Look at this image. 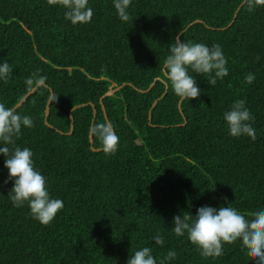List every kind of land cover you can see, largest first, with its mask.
<instances>
[{
    "label": "trees",
    "instance_id": "trees-1",
    "mask_svg": "<svg viewBox=\"0 0 264 264\" xmlns=\"http://www.w3.org/2000/svg\"><path fill=\"white\" fill-rule=\"evenodd\" d=\"M87 3L92 17L73 24L63 0H0V59L13 68L0 81V103L13 108L31 90L27 77H47L16 109L34 126L8 147L33 151L51 196L64 204L48 225L26 204L14 207L0 155V264H126L144 246L157 264L169 250L177 253L169 264H256L239 240L225 243L222 256L204 258L187 234L174 233L173 217L203 205H229L246 216L264 207V3L131 0L127 21L113 0ZM181 32L186 42L220 44L229 73L215 85L196 75L201 94L179 110L163 61ZM157 78L147 93L125 86L103 99L119 143L112 153L92 152L91 126L105 123L100 97L123 83L144 91ZM50 90L57 97L47 118L53 128L44 123ZM238 99L255 118V139L228 134L223 113ZM89 103L95 117L89 105L71 112ZM92 146L103 149L93 132ZM157 234L163 245L155 244Z\"/></svg>",
    "mask_w": 264,
    "mask_h": 264
},
{
    "label": "clouds",
    "instance_id": "clouds-1",
    "mask_svg": "<svg viewBox=\"0 0 264 264\" xmlns=\"http://www.w3.org/2000/svg\"><path fill=\"white\" fill-rule=\"evenodd\" d=\"M65 17L73 24L90 19L93 9L87 0H63ZM264 3V0H260ZM131 0H113V7L122 21L130 18ZM227 58L218 43L211 46L201 42H186L177 36L171 44L169 54L163 61V73L173 93L180 100H192L201 94L196 75L207 78L210 85L228 75ZM13 68L7 60L0 59V81L7 83ZM255 74L245 76V82L251 84ZM47 77L33 73L25 79L27 88L46 86ZM52 95L49 102L56 101ZM228 134L232 137L247 136L256 138L253 127L254 116L246 106L244 99H238L223 113ZM34 121L30 115H22L12 107L0 103V155L4 156V167L8 170L5 183L12 182L7 197L14 207L29 208L30 216L43 225H48L64 207L63 201L53 198L47 188V177L36 169L33 151L28 147L14 146L24 128H32ZM97 135L106 153L116 151L119 137L110 123H101L91 129ZM227 198H225L226 200ZM173 230L177 236L187 234L188 240L198 249L204 258H218L224 254V244L239 240L256 264H264V207H257L250 216L242 214L231 206L214 207L203 205L195 215H176L173 217ZM157 245L165 243L164 236L157 234ZM177 253L169 250L159 264H169ZM126 264H157L151 247H141L132 252Z\"/></svg>",
    "mask_w": 264,
    "mask_h": 264
},
{
    "label": "water",
    "instance_id": "water-1",
    "mask_svg": "<svg viewBox=\"0 0 264 264\" xmlns=\"http://www.w3.org/2000/svg\"><path fill=\"white\" fill-rule=\"evenodd\" d=\"M195 23H202V22H200V21L197 20V21H195V22L192 23V24H195ZM192 24H190L188 27H190ZM181 34H182V32L179 34V36H181ZM156 81H160V82H162L160 78H157V79H155V80L149 85V87H148L146 90H144V91L139 90V89H135L131 84H127V83H123V84H121L120 86H112V87H111L107 92H105V93L100 97V99H99V105H100V108H101V110H102V113H103V116H104L105 122L108 123V119H107V115H106L105 108H104V105H103V99H105V98H107V97L114 96L118 91H120V90H121L123 87H125V86H129V87L133 88L134 90H136L137 92H139V93H141V94L147 93V92H149V91L152 89V87L154 86V84H155ZM36 89H37V87H36V88H32L29 92H27V93L22 97V99H21V100H20V101H19V102L13 107V108L16 110L18 107H20V106L23 104V102H24L29 96H31V95L35 92ZM166 94H167V86L165 85V90H164V92H163V94H162V97H164ZM50 96H52V91H51V90H50ZM157 101H158V100L154 101V103L152 104L151 109H150L149 112H148V122H149V124H150V122H151V111H152V109L154 108V106L156 105ZM181 101H182V100H180V101H179V104H178V108H179V110L181 109V107H180V103H181ZM49 104H50V102L48 101V103H47V105H46V107H45V118H44V123H45V125H46L47 127H49V128H53V127L48 123V121H47V118H48V116H49ZM86 105H89V106L92 108V115H93V117H95V115H96V110H95V107H94V105H93L92 103H89V104H81V105L74 106V107L71 109V112H73L75 109L82 108V107H84V106H86ZM70 121H71V124H70V130H69V132H68L66 135H71V134H72V131H73V127H72L73 118H72V115H71V114H70ZM184 124H185V121H184ZM91 129H92V126H91ZM91 129H90V134H89V142H90V149H91V151H92V152H101V151H104L103 149H94V148H93V146H92V132H91ZM56 131H57V130H56ZM57 132H58V131H57ZM58 133H60V132H58ZM60 134H62V133H60Z\"/></svg>",
    "mask_w": 264,
    "mask_h": 264
},
{
    "label": "rangeland",
    "instance_id": "rangeland-1",
    "mask_svg": "<svg viewBox=\"0 0 264 264\" xmlns=\"http://www.w3.org/2000/svg\"><path fill=\"white\" fill-rule=\"evenodd\" d=\"M223 30H225V29H222L221 31H223Z\"/></svg>",
    "mask_w": 264,
    "mask_h": 264
}]
</instances>
